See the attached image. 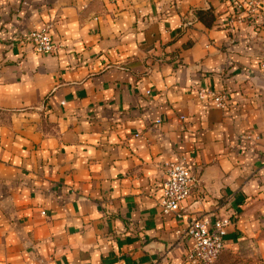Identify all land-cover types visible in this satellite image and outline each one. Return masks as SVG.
I'll use <instances>...</instances> for the list:
<instances>
[{
	"label": "crops",
	"instance_id": "0c3cea01",
	"mask_svg": "<svg viewBox=\"0 0 264 264\" xmlns=\"http://www.w3.org/2000/svg\"><path fill=\"white\" fill-rule=\"evenodd\" d=\"M253 1L0 0V264H191L189 222L226 221L227 247L264 224ZM44 29L56 54L28 40ZM167 162L197 179L181 220L158 206Z\"/></svg>",
	"mask_w": 264,
	"mask_h": 264
},
{
	"label": "built area",
	"instance_id": "2783aa9c",
	"mask_svg": "<svg viewBox=\"0 0 264 264\" xmlns=\"http://www.w3.org/2000/svg\"><path fill=\"white\" fill-rule=\"evenodd\" d=\"M255 6L264 7V0L242 3L238 6L241 16L239 22H244L255 12ZM240 15V14H239ZM38 54H56L61 46L51 38L48 29L33 31L28 35ZM197 97L203 104L225 110L229 105V93L214 91L207 88L196 90ZM164 181L161 184V196L158 206L163 215H174L181 220L184 217L183 203L192 194L197 182L191 169L181 162H167L164 165ZM45 216V213H42ZM229 225L220 218H202L189 222L184 230H180V241L191 240L192 248L186 259L191 264H214L227 248Z\"/></svg>",
	"mask_w": 264,
	"mask_h": 264
},
{
	"label": "rangeland",
	"instance_id": "374dc122",
	"mask_svg": "<svg viewBox=\"0 0 264 264\" xmlns=\"http://www.w3.org/2000/svg\"><path fill=\"white\" fill-rule=\"evenodd\" d=\"M214 264H264V224L251 237L227 247Z\"/></svg>",
	"mask_w": 264,
	"mask_h": 264
},
{
	"label": "trees",
	"instance_id": "16d2710c",
	"mask_svg": "<svg viewBox=\"0 0 264 264\" xmlns=\"http://www.w3.org/2000/svg\"><path fill=\"white\" fill-rule=\"evenodd\" d=\"M196 17L199 22L208 28H211L216 21V16L211 11H196Z\"/></svg>",
	"mask_w": 264,
	"mask_h": 264
}]
</instances>
